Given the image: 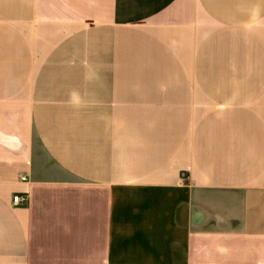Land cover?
Masks as SVG:
<instances>
[{"label":"crops","instance_id":"1","mask_svg":"<svg viewBox=\"0 0 264 264\" xmlns=\"http://www.w3.org/2000/svg\"><path fill=\"white\" fill-rule=\"evenodd\" d=\"M0 264H264V0H0Z\"/></svg>","mask_w":264,"mask_h":264},{"label":"built area","instance_id":"2","mask_svg":"<svg viewBox=\"0 0 264 264\" xmlns=\"http://www.w3.org/2000/svg\"><path fill=\"white\" fill-rule=\"evenodd\" d=\"M22 181L25 182L27 180H26V178H22ZM24 202H25V198H23L22 196L17 195V196H14V198H13V203L15 205H22V204H24Z\"/></svg>","mask_w":264,"mask_h":264}]
</instances>
